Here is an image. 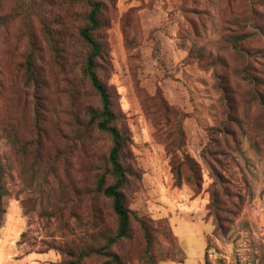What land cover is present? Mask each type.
Returning a JSON list of instances; mask_svg holds the SVG:
<instances>
[{
    "label": "rangeland",
    "instance_id": "rangeland-1",
    "mask_svg": "<svg viewBox=\"0 0 264 264\" xmlns=\"http://www.w3.org/2000/svg\"><path fill=\"white\" fill-rule=\"evenodd\" d=\"M18 1L0 0V19L8 18L0 26V160L8 190L0 264H71L93 235L116 225L110 202L89 194L109 142L96 126L77 136L75 117L99 103L79 71L86 9L69 0H32L58 36L57 64L40 19L20 15ZM102 18L103 81L133 140L128 205L146 220L157 264H264V87L256 100L231 43L250 36L243 46L259 50L251 64L264 81V0H114ZM28 34L40 49V145L33 87L24 86L21 65ZM181 120L203 178L198 195L174 183L171 151ZM215 130L225 131L210 144ZM212 190L223 205L220 231ZM145 246L134 222L121 249L127 264H151L138 259Z\"/></svg>",
    "mask_w": 264,
    "mask_h": 264
},
{
    "label": "trees",
    "instance_id": "trees-1",
    "mask_svg": "<svg viewBox=\"0 0 264 264\" xmlns=\"http://www.w3.org/2000/svg\"><path fill=\"white\" fill-rule=\"evenodd\" d=\"M71 4H78L85 7L86 11L82 16V25L79 28L78 38L83 46L81 54V65L79 68L83 80L87 79L91 85V95L99 100L97 107H87L84 111V118L76 116V125L78 126L77 136L81 139L83 135L93 126L107 138L109 142V152L101 161V166L96 174L94 186L89 190L91 196L105 197L111 205L112 215L115 218L116 225L113 229H103L91 237L90 246L79 252L73 253V259L77 263L91 258H102V264H127L126 258L121 254L122 244L132 238L133 223L136 222L139 229L142 230L146 240L145 250L138 257L139 260L157 264L160 260L155 254L154 242L146 220L138 212L132 210L128 205L127 195L130 191V180L136 176V173L128 166L127 146L131 145L132 135L125 131L119 125L118 116L113 110L112 97L103 81L101 62L105 60L106 47L99 39V31L103 27V13L108 4L114 3V0H69ZM18 13L32 21L33 16L40 19L43 34L47 39L53 60L59 64L61 59V50L57 34L52 31L42 18L39 17L37 10L32 5V0H19ZM8 18L0 19V26L7 22ZM28 25V24H27ZM29 37V50L23 57L22 70L24 86L33 87L34 99V120L32 128L36 132V144H41L43 136V104H42V84L40 72L37 67V58L39 48L33 37ZM250 40L249 35L235 36L231 43L236 53L242 59L241 74L243 79L253 88V95L256 100L263 99L264 81L256 76L251 61L256 59L259 50L243 46V42ZM181 120L175 129V139L172 142L171 167L175 186L181 188L184 184L192 187L194 193L198 195L202 190L203 178L199 164L191 157L186 149V136ZM223 129H226L223 128ZM225 130H215L211 135V143L216 141V132ZM217 160V159H216ZM211 193L212 202L210 209H213L215 220L217 221V230H222V201L219 200L215 190ZM8 196V190L5 185V168L0 160V228L3 226L5 215V198ZM212 211V210H211ZM209 245L207 246L208 255ZM172 260H176V253L173 252ZM76 262H70L76 264Z\"/></svg>",
    "mask_w": 264,
    "mask_h": 264
}]
</instances>
